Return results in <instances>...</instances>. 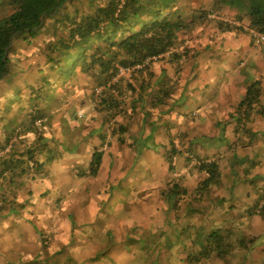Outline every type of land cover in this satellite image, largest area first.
<instances>
[{
  "label": "crops",
  "instance_id": "crops-1",
  "mask_svg": "<svg viewBox=\"0 0 264 264\" xmlns=\"http://www.w3.org/2000/svg\"><path fill=\"white\" fill-rule=\"evenodd\" d=\"M223 14H227L228 17L225 19L232 24L240 26L243 23L237 21L230 10L224 11ZM212 18L219 20V16L213 15ZM189 46L198 50L199 55L208 51L209 53L214 52L218 58H226L228 57L227 53L234 54L238 51L244 58L248 55L253 56L249 58L248 63L240 59L239 65L232 73L219 77L213 75L210 80L200 71L193 72L192 65L198 64V56L196 60L191 59L185 62L181 77L173 76L171 81L173 91L170 93L172 104L165 113L167 115L185 114L198 108V114L212 115L211 118L213 117L214 120L213 124L211 119L208 124L199 123V133L194 132L193 134L189 132V124L181 121L180 130L185 137L181 136L180 142L183 144L182 153L183 151L184 153L175 157V168L169 175L173 178V183L175 181L181 183L187 194L172 195L167 189L170 177L168 178L169 170L164 154L174 141L171 143V139H162L155 130L154 138L148 139L151 141L149 148H145L140 155H134L131 152L125 154L123 151L131 148L138 140L137 138L145 140V133L142 132L144 129L140 130V134H135L136 127L131 125L133 123L128 122L130 133L126 137L125 144L120 145L115 151L114 146L109 148L107 144H104L109 136L107 135L108 128L104 126L103 122L98 125L90 122L95 114V111L91 109L86 116L88 122H86L85 129L87 131L80 139L81 143L75 145L71 143L72 149L77 146L79 151L74 152L72 157L74 162L67 168L84 171L86 175L83 178L89 179L92 185L90 188L86 187L88 197L85 200L76 197L70 201L57 198L52 202V207L49 205L50 212L53 211L56 217L52 226L45 227L44 224L37 223L38 230L46 234L44 237L48 239L46 242L50 247L48 251L50 255H57L61 250V243L70 241V246H72L70 254L75 259V264H84L92 259L96 264H164L160 262L161 260H167L165 264H264V212H254L258 201L264 197V112L255 110L250 122L242 121L239 124L240 115L237 109L246 94L247 86L253 81L261 82V102L264 107V56L257 57L260 48L254 43L251 35L248 38L245 37L244 32L238 29H221L214 23L205 24L203 28L198 27L197 38L192 39ZM161 68H164V71L163 69L158 70L159 66L157 65L153 68L156 72L157 85L155 88L157 90L163 87L160 82L164 78V73L170 74L174 70L172 65H164ZM21 77L24 81V74ZM178 85L180 88L176 89ZM210 88L212 91H208ZM124 89L127 98H139L138 91L133 92L134 95H129L131 90L126 89V86ZM19 95L20 93L15 91L14 97L17 100H13L9 94L0 95V140L3 143L6 138L11 136L8 132L10 125L15 126L20 121L19 123L22 125H20L22 127L20 129L25 132H21L18 145H20L21 152H24L35 140L33 138L36 132L29 129L28 125L32 118L31 114L35 116L37 114H35L36 108L29 107L28 102L21 99ZM21 96L24 97L22 94ZM22 101L25 102L24 107L18 105ZM9 102L12 105L8 106ZM190 102L195 103L191 108L190 105H186ZM126 110L128 113L130 112L131 116L138 115V110L134 112L133 106ZM131 116H128V120ZM244 124L250 130L246 135L243 132L244 126L242 125ZM223 125H225L224 131L221 128ZM36 126L38 125L36 124ZM18 127L17 125L16 128L18 129ZM102 127L105 128L104 133H101ZM78 128V131L83 129V127ZM43 136L48 145L51 143L54 146L52 139L46 137L45 134ZM205 137V141L199 142L201 152L198 148L194 151L209 160L216 159L220 162L222 184L212 187L209 193L205 192V194L196 196V189L203 179V175L196 171L198 179L195 181L191 177L187 171L186 155L194 152L192 145L196 143V140ZM131 139L134 143L131 142ZM64 142H66L65 139L61 144L59 143L61 147L64 146ZM85 142H87V146L89 143L95 146L87 152ZM130 143L131 145H129ZM68 145L69 143L66 144V146ZM97 150L103 152L101 165L97 174L89 175L91 160ZM123 155L127 158L133 155L134 168L128 174L124 170L123 158L125 157ZM156 159H158L156 166L160 163L162 169H151L145 172L146 175H142L140 173L142 171H139L136 165L140 162H148L153 165ZM113 160L117 162L113 166L117 167L115 170L111 167ZM232 160L234 163L240 161L241 165L245 166L246 177L243 176V173H231ZM38 161L43 163L39 170L43 171L46 165L45 157L40 158L39 156ZM82 162L85 163L82 164ZM225 162H229V164L227 165ZM76 163H80V166ZM138 173L141 175L138 176ZM6 174L3 173V175ZM40 174L42 173L34 174L35 183L39 184L38 187H33L30 181L27 184L23 182V185H27L30 190L28 194L31 196L36 197L44 188L42 185L40 186L41 181L38 179ZM251 177H253V181L249 180ZM237 179L241 180L237 184H231V180ZM0 180L2 181L1 172ZM102 183L105 185H101ZM108 183L112 185L121 183V185L112 194ZM125 189L133 191L136 197H140L144 193L145 204L141 210L125 214V218H123L121 213L116 212L115 207L122 209L127 206ZM26 202V197L19 192L18 198L15 199V204L18 203L19 207L0 222V244L1 241H3V245L8 244L6 248H10L4 253H8L6 255L13 258L33 257L35 251H32L29 246L33 240L37 242V249L34 248L37 250V254L42 249L41 241L36 239V234L35 237L32 234L34 230L30 225L31 217H23L24 214H18L20 213L19 209H28V205L24 204ZM34 209L36 208L33 205L30 210ZM111 210L116 213L113 217H111ZM153 212H155V217L152 218ZM143 214H150L151 218L143 219ZM66 218L75 220L74 227ZM129 229L132 230V235L128 234ZM10 232L15 236L6 235ZM21 232L22 234L18 235ZM215 232L228 233L231 243L230 250L223 257L213 253L198 261L191 260L193 255L199 254L205 249L209 235ZM20 236L21 239H24L23 243L19 242ZM82 236L86 239L83 240ZM147 237L154 239L160 247L162 239L169 238L168 247L163 245L158 253L153 251L149 254V248L141 246L142 242L136 239L127 248L126 243L129 242H126V238L142 240ZM73 242L78 244V252ZM19 246L21 248H18ZM100 247H107L108 250L93 253V249Z\"/></svg>",
  "mask_w": 264,
  "mask_h": 264
},
{
  "label": "trees",
  "instance_id": "trees-1",
  "mask_svg": "<svg viewBox=\"0 0 264 264\" xmlns=\"http://www.w3.org/2000/svg\"><path fill=\"white\" fill-rule=\"evenodd\" d=\"M226 10H230L234 18L244 24L237 26L230 23L225 19L227 14H223ZM213 15L219 16V20L212 18ZM213 23L221 29H238L249 33L254 43L258 38L257 42L261 44L264 42L259 40V35L264 34V0H0V80L9 74V53L14 45L35 51L31 43L45 32L49 34V39L40 47L36 44L45 57V63L37 65L41 73V83L38 86L31 85L32 92L26 98L28 106L36 108L37 114H31L29 129L38 130L48 124L45 114L49 109H45L42 102L56 99L55 95L60 87L85 75L94 83L91 93L94 96L95 88L107 84L119 67L135 65L142 67L134 72V76L146 74L147 79L143 78L140 88L130 89V93L138 91L140 95L137 99L132 98L128 107L133 106V111H137L143 102L144 93L149 94L152 91L153 105L164 113L167 110L164 107L168 105L170 93L173 91V76L181 77L185 62L199 56L198 50L189 46L192 40L190 34L193 35L198 27L203 28L205 24ZM22 51L19 49L16 54L15 60H20L18 66L25 61L26 53L22 55ZM155 59H158L157 62L163 64L162 66L172 65L174 69L170 74L164 73L160 82L163 87L158 90L154 88L157 85L156 72L153 69L157 63ZM22 67L21 65L20 69ZM162 69L164 71V68ZM260 84V81H253L247 86L246 94L237 106L239 124L242 121L250 122L255 110L264 112ZM125 100L114 98L112 93L106 91L94 101V109H97L96 113L101 114L104 126L107 127L112 119L117 121L112 134L117 137L120 145L125 144L130 133V128L123 121ZM39 120L42 122L36 126ZM19 122L15 126L10 125L8 132L11 136L3 143L0 140V152H5L10 147L0 156V192L6 184L7 174L22 186L23 179L29 174L28 170L41 169L43 163L38 161L39 156L46 158L51 151L46 140L39 135L32 145L21 152L18 142L21 132L25 130L20 129L22 125ZM242 126L244 134L249 133L247 125ZM107 142L109 140L103 143L108 145ZM183 153L174 144L167 149L164 157L170 172L175 168V157ZM102 155L100 150L94 152L89 175L97 174ZM186 162L190 165V170L203 175L196 189V196L209 193L212 187L222 184L218 160H209L194 151L186 155ZM85 175L86 173L83 176ZM173 181L168 186L169 193L187 194L180 182ZM7 195V191L0 195V222L19 207L18 203L15 204L16 198ZM255 207V213L264 212V197ZM205 246V249L193 255L191 260L198 261L213 253L223 257L231 248L228 233L210 234ZM12 259L15 258L6 259L4 263L13 264Z\"/></svg>",
  "mask_w": 264,
  "mask_h": 264
},
{
  "label": "rangeland",
  "instance_id": "rangeland-1",
  "mask_svg": "<svg viewBox=\"0 0 264 264\" xmlns=\"http://www.w3.org/2000/svg\"><path fill=\"white\" fill-rule=\"evenodd\" d=\"M76 4H79L78 2H76ZM83 4V3H82ZM81 5V4H80ZM79 5V6H80ZM84 5V4H83ZM85 6V5H84ZM87 9V7H86ZM197 30L196 29L195 33L192 35V33L190 34V40L193 39L195 40L197 38ZM245 37L250 38V35L248 33H245ZM47 39H49V34L43 32L41 33L38 37H36L33 42L31 44H33V46L35 48V51H29L30 48H23L21 46H18V44L14 45V48L10 50V55H9V59H10V70H9V74L5 75V77L0 80V95L1 96H5V95H10L12 97V99H16V97H14L15 95V91L20 93L19 97L21 99H24V101H27L26 98L29 94H31V85L34 86H38L41 83V73L38 71L37 65H41L45 63V57L43 54V51L40 50L39 48H37L36 44H39V47L42 46L43 42H45ZM258 39V38H257ZM257 39L255 41V44L260 48L257 53V57H263L264 56V42H262L261 44H259V42H257ZM30 44V45H31ZM30 47V46H29ZM18 48V49H17ZM19 49H22V55L24 53L25 54V61L21 62V65L23 67H25L27 70L25 71L24 68L22 67V69H20V66H18L17 64H19V61L17 62L16 59V54L19 51ZM210 50V49H209ZM242 51V50H241ZM226 58H218L217 56L214 55V52L209 53L208 51H205L204 54L199 55V62L198 64H194L192 65V69L193 72L194 71H200L201 73H204V75L207 77L208 80L212 79L213 75H217L219 76H225L228 75L229 73H232L233 70L235 69L236 66L239 65V60H245L246 63L249 62V58H252L253 55H248V57L245 56V58L241 55V52L238 51L237 53H227ZM27 60V61H26ZM196 60V59H195ZM158 59H155V62H157ZM155 65L159 66V69H162V65L160 64V62H157ZM24 74V81H23V77H21ZM135 75V74H134ZM133 75L132 78H126V77H122L123 79L121 81H119L117 84L113 85L112 84V88L109 89H104L103 92L101 94L97 93V89L98 88H102L105 87L106 85H108V83L112 80H110L107 84H103L101 86H97L95 88V94L94 96L91 94L92 90L94 88V83L93 81L90 79H88V77H85V75L81 76V78L76 79L71 81L69 84H66L63 87L59 88V91L57 92L56 99L53 98L50 101H43L42 102V106L45 107V109H49V111L46 112V118H47V122L48 124L45 127H40L37 129L33 128L34 131L37 133L35 134V137L33 139H37L39 137V135L41 137H44L43 135L45 134L46 137L52 139L54 146L48 145V147L51 149V151H49L48 153V159L45 158V169L43 171H36V170H28L29 174L26 177L25 180H23V182L25 184L31 183V185H33V187H38L39 184L35 183V176L34 174L37 172H41L42 174H40V177H38L39 181H41L40 186L42 185L44 188L42 189V191L40 193H38L36 195V197L29 195L28 193H30V190H28L27 185H22L19 184L15 178H10L11 175L7 174V181L6 184L4 185V189L0 192V195L2 193H8L7 196L9 197H15L16 199L18 198L19 192H21V194H23L26 197V203H24L25 205H28V209L27 210H23L22 208L19 209L20 213L18 214H24L23 217H31L30 220V225L31 228L34 230V233L32 232V234H36V239L41 241V245H42V249L40 251L39 254H37V242L35 240H33V242L29 245L31 246L30 248L32 249V251H35V255L33 257L30 258H15L12 259L13 264H75V259L71 256L70 254V249L72 246H70V241L67 243H61V250L57 253V255L52 256L50 255V253H48L49 251V244L46 242V240H48L47 238H45V235L43 234L42 231L38 230L37 227V223H42L44 224L45 227H49L52 226L54 224V221L56 219V217L53 214V211L50 212L49 210V205L50 207H52L53 205V201H55L57 198H60L61 200H67L70 201L72 198L76 197L79 198L81 200H85V198L88 197V194H86L87 189L86 187H91V181L87 178H83L84 176V171L81 172L82 170H76V169H69L67 168L69 165L73 164V159L72 157L74 156V152L75 151H79V148L77 146H75V149H72L71 147V143L72 145L75 144H80L82 139V136L85 135L84 133L87 131L85 129V125L87 119V113L89 111L92 110H96L94 109V107L96 108V104H95V98H98L102 95L105 94L106 91L112 93L114 98H119V99H126V105L125 103L123 104L124 108H125V112L127 111L126 109H128V105L131 103V99L127 98V96H125V89L124 86H126V89H131L133 88H140V83L143 81V78L147 79L146 74H138L136 77L138 79H136V77ZM148 75V74H147ZM149 77V75H148ZM150 79V77H149ZM154 80V79H153ZM152 80V81H153ZM157 81V80H156ZM81 83V85H79ZM152 83V82H151ZM157 83V82H156ZM79 85V86H77ZM122 85V86H121ZM119 86H121V88H119ZM155 88V87H154ZM179 85L176 89H179ZM208 91H212V89L210 88ZM21 94L25 97H22ZM129 95H133V93L129 94ZM191 96H193V94H190ZM195 96V95H194ZM153 97H154V92L150 91L149 94L148 93H144V97H143V102L141 103V105L137 108V112L138 115H129L130 112H126L124 114V123L126 126H128L130 128V124L133 125V127H136V130L134 131L135 134H140V130L144 129L142 132L145 133V140H143V138H137L138 140L134 143L133 140L131 142L134 143V145L131 148L125 149L123 151V153L125 154H130L133 153L134 155H140L141 152H143V150L145 148H149L150 145V139L151 140L154 138V131L157 130L158 132V136L161 137L162 139H171V143L172 141H174L172 143V145L174 144L175 147L179 150H183V144L180 142V137L182 136V138L185 137L184 134H182L181 130H180V124L181 121H184L186 124H189V132L190 133H199V126L198 124L201 123L203 124H208L209 123V119H211L212 124L214 123L213 117L211 118L212 115H205L203 116L202 114H198V108H194L193 110L186 112L185 114H169L167 115L165 112L162 113L160 110H158L157 108L154 107L153 105ZM55 100V101H54ZM185 100V99H184ZM22 101L21 103H19L18 105H21L24 107L25 102ZM54 101V102H52ZM49 102H51L49 104ZM24 103V104H23ZM172 104V101L169 99L168 100V105H166L164 107V109H167L170 105ZM12 105L11 102H9L8 106ZM17 105V106H18ZM186 105H190V108L193 107L195 105V103H188ZM20 106V107H21ZM141 107V108H140ZM188 108V109H190ZM186 109V108H185ZM25 110V109H24ZM26 110L28 111V109L26 108ZM36 111V109H35ZM93 114V119L92 121H90L92 124L96 123L97 125L100 124L102 122V116L99 113ZM129 111H131L129 109ZM149 112V113H148ZM30 113V112H29ZM128 116L130 117V120H128ZM201 120V121H199ZM122 121V120H121ZM130 124H129V123ZM39 123V122H38ZM117 121L115 119H112L110 121V124L107 125L108 128V132L107 135L109 142L108 146L109 148L114 146L115 151L119 148L120 144H118L117 141V137H115L112 134V129L113 127L116 125ZM41 124V123H40ZM40 124H37L38 126ZM141 126V127H140ZM224 126L223 125L221 128L224 131ZM36 127V126H35ZM78 127H83V129L81 131H78L79 128ZM220 127V126H219ZM78 128V129H77ZM169 129H172L174 131H170ZM105 132V128L102 127L101 129V133ZM263 134V132H262ZM162 135V136H161ZM66 140V142H64V146L61 147V143L63 140ZM70 139V141H69ZM206 137L204 139H198L196 140V143H194L192 145L193 149H199V152H201L200 146H199V142L200 141H205ZM34 140V141H35ZM50 141V140H47ZM215 141V140H214ZM223 141V140H221ZM79 142V143H78ZM216 142V141H215ZM60 143V144H59ZM69 143L68 146H66V144ZM132 143V144H133ZM87 142H85V147H87V152L90 150V148H92L93 146H95L94 144H90L87 146L86 145ZM116 144V145H115ZM18 149H20V145H18ZM123 150V149H122ZM162 151V148H161ZM124 156V155H123ZM125 158H123V166H124V170L125 172L128 174L131 169L134 168L133 165V155H131L129 158H127L126 156H124ZM156 161H158V159H156L154 162V164H149L147 161V163L145 162H140L139 164H137L136 166L138 167L139 171L142 175H146L145 172H147L148 170L151 169H156V170H161L162 167L160 166L161 164L159 163L156 166ZM85 162H82V164H84ZM232 164H230V171L232 174H236V173H243V176L246 177L247 173H244L246 170L244 169V167L241 165L240 161L234 163V160L231 161ZM80 163H76V165H79ZM117 164V162H115L114 160L111 162V167L114 168L113 166ZM225 164H229V162H225ZM80 166V165H79ZM189 164H187V171L188 173L191 174V177L194 178V180L196 181L197 178V172L196 171H192L189 168ZM111 168V169H112ZM117 169L114 168V170ZM168 172V171H167ZM138 173V176H140L141 174ZM226 173V172H225ZM172 174V172L169 171L168 175ZM167 175V176H168ZM195 176V177H194ZM169 182L167 183V185L169 186L170 182H172V177L171 175L168 176ZM241 179H237V180H231V184H237L238 181H240ZM249 180L253 181V177H251ZM185 181V180H184ZM18 183V185H17ZM109 184V188L111 189V193L114 194L115 189H118V187H120L121 183H114V185ZM87 185V186H86ZM101 185H105V183H102ZM24 187V188H23ZM83 187V189H82ZM127 187H132V186H127ZM125 187V188H127ZM31 188V187H30ZM33 189V188H31ZM35 189V188H34ZM80 189H82L81 191H79ZM133 189H135V187H133ZM168 189V188H167ZM128 189H125L126 192V199L125 201L127 202V206L121 208H116V212L117 213H121L122 217L125 218V214H130V213H134L135 211H137L138 209H142V207L144 206L145 202L143 201V198L145 197V194L142 193L140 195V197H136L133 191H127ZM16 194V195H15ZM106 196V195H104ZM44 201V202H42ZM23 203V201H22ZM33 205L35 206L36 209L34 210H30L31 207H33ZM52 209V208H51ZM50 212V213H49ZM108 212V211H107ZM111 214L113 216H115V211L111 210ZM58 216V215H57ZM152 218L155 217V212H153V214H151ZM150 214L149 215H144L143 214V219H149L151 218ZM30 219V218H29ZM67 219V218H66ZM68 221H70L74 227L75 225V220L73 218H69L67 219ZM112 223V222H111ZM32 230V231H33ZM37 230V232H36ZM96 232V230H95ZM133 234L132 230L129 229L128 234L130 235ZM22 234L18 233V235ZM37 234H38V238H37ZM6 235H14V233L10 232L9 234L7 233ZM1 238V236H0ZM69 238V237H68ZM82 239H86L84 238V236H82ZM126 243L127 244V248L130 247L131 243L135 242L136 239L139 240V242L141 241L143 243H141V246H147L149 248V254L152 253L153 251L158 253L159 250L161 249V247L163 245H165L166 247H168V240L167 239H162L161 241V247L156 243V241L154 239H151L150 237L144 238V239H139V238H126ZM19 242L23 243L24 239H21V236L19 238ZM75 242V241H74ZM73 242V243H74ZM9 243V242H8ZM50 243V242H49ZM8 244L5 243L3 245V241H1L0 244V264H5L4 262L6 261V259L11 258L10 256H7L6 254L8 253H4L6 252V250L10 247H7ZM39 245V244H38ZM74 246L77 249V252L79 251V247L77 243H74ZM18 248H21L20 246ZM110 248V245H109ZM107 251V247H100L97 249H93V253H96L98 251ZM146 254V253H144ZM7 258H5V257ZM160 262H163L164 264L167 262V260H161ZM79 263V262H78ZM84 264H96L95 260H91L87 263ZM130 264V263H128ZM162 264V263H161ZM171 264V263H170Z\"/></svg>",
  "mask_w": 264,
  "mask_h": 264
},
{
  "label": "built area",
  "instance_id": "built-area-1",
  "mask_svg": "<svg viewBox=\"0 0 264 264\" xmlns=\"http://www.w3.org/2000/svg\"><path fill=\"white\" fill-rule=\"evenodd\" d=\"M259 40L262 42L264 41V34L259 35ZM142 66L141 65H135V66H127V67H119V70L115 74V76L112 78V80L106 85L105 87L98 88L96 91L98 94H101L104 89L110 88L113 85L117 84L122 77L126 78H132L134 75V72L138 69H140ZM39 122V123H38ZM42 121L39 120L37 121V124H40ZM13 141V140H12ZM11 141V142H12ZM10 147H8L5 152L9 150ZM5 152H0V156H2Z\"/></svg>",
  "mask_w": 264,
  "mask_h": 264
}]
</instances>
